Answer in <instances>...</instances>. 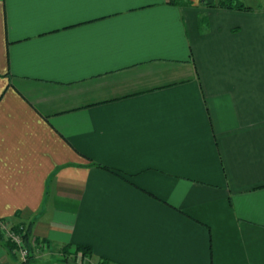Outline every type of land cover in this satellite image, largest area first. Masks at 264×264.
<instances>
[{"label":"crops","instance_id":"obj_1","mask_svg":"<svg viewBox=\"0 0 264 264\" xmlns=\"http://www.w3.org/2000/svg\"><path fill=\"white\" fill-rule=\"evenodd\" d=\"M217 1L0 0V223L30 264H264V5ZM0 264L26 263L0 238Z\"/></svg>","mask_w":264,"mask_h":264},{"label":"snow or ice","instance_id":"obj_2","mask_svg":"<svg viewBox=\"0 0 264 264\" xmlns=\"http://www.w3.org/2000/svg\"><path fill=\"white\" fill-rule=\"evenodd\" d=\"M8 2L18 5L22 20L27 21L78 6H104L126 0H8Z\"/></svg>","mask_w":264,"mask_h":264},{"label":"trees","instance_id":"obj_3","mask_svg":"<svg viewBox=\"0 0 264 264\" xmlns=\"http://www.w3.org/2000/svg\"><path fill=\"white\" fill-rule=\"evenodd\" d=\"M168 3H172V4H180V3H188L191 2L193 0H165ZM218 6L221 7H226V8H247L240 0H218L216 3ZM13 231L18 233L23 241L24 246L26 247V249L28 250V254L26 256V259L23 261L26 264H30V258L32 257V245H31V241H30V234H31V224L28 225H22V224H14L12 225ZM6 243L9 245L10 249H14L16 247L15 243L11 240L6 241ZM67 250L65 249L63 251V253H66ZM80 252V254L82 256H90L91 254V250L89 247L87 246H82L79 245L75 248V251L73 253H78ZM69 257L71 256H66L65 260L69 259ZM74 257L72 256L71 259H73ZM74 260V259H73ZM97 264H109V262H98Z\"/></svg>","mask_w":264,"mask_h":264},{"label":"rangeland","instance_id":"obj_4","mask_svg":"<svg viewBox=\"0 0 264 264\" xmlns=\"http://www.w3.org/2000/svg\"><path fill=\"white\" fill-rule=\"evenodd\" d=\"M243 1L245 4H248L250 6L264 5V0H243ZM12 225H14V224L8 223V224L2 225L0 227V238L2 240H4L5 242L8 240H11V238L9 237V232L13 231ZM11 242H12V240H11ZM32 252H33V250H32Z\"/></svg>","mask_w":264,"mask_h":264},{"label":"built area","instance_id":"obj_5","mask_svg":"<svg viewBox=\"0 0 264 264\" xmlns=\"http://www.w3.org/2000/svg\"><path fill=\"white\" fill-rule=\"evenodd\" d=\"M5 224H7V223H0V227L2 225H5ZM9 237L15 243V245H16L15 249L20 254L21 259L24 261L26 259L27 254H28V250L24 246L21 236L18 233L11 231V232H9Z\"/></svg>","mask_w":264,"mask_h":264},{"label":"water","instance_id":"obj_6","mask_svg":"<svg viewBox=\"0 0 264 264\" xmlns=\"http://www.w3.org/2000/svg\"><path fill=\"white\" fill-rule=\"evenodd\" d=\"M70 262H71L72 264H74L72 260H70Z\"/></svg>","mask_w":264,"mask_h":264}]
</instances>
